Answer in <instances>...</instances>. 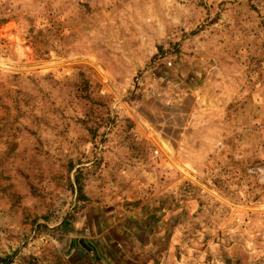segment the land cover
I'll use <instances>...</instances> for the list:
<instances>
[{
    "label": "rangeland",
    "instance_id": "374dc122",
    "mask_svg": "<svg viewBox=\"0 0 264 264\" xmlns=\"http://www.w3.org/2000/svg\"><path fill=\"white\" fill-rule=\"evenodd\" d=\"M0 264H264V0H0Z\"/></svg>",
    "mask_w": 264,
    "mask_h": 264
}]
</instances>
